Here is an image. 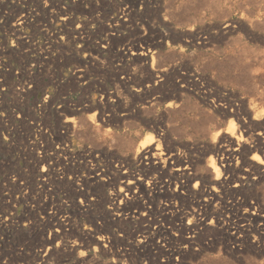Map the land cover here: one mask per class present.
I'll return each instance as SVG.
<instances>
[{"label":"rangeland","instance_id":"obj_1","mask_svg":"<svg viewBox=\"0 0 264 264\" xmlns=\"http://www.w3.org/2000/svg\"><path fill=\"white\" fill-rule=\"evenodd\" d=\"M154 263L264 264V0H0V264Z\"/></svg>","mask_w":264,"mask_h":264},{"label":"bare ground","instance_id":"obj_2","mask_svg":"<svg viewBox=\"0 0 264 264\" xmlns=\"http://www.w3.org/2000/svg\"><path fill=\"white\" fill-rule=\"evenodd\" d=\"M10 1V0H9ZM13 3V2H12ZM44 3V2H43ZM34 4V3H33ZM38 4V3H37ZM42 5V4H41ZM59 5V4H58ZM126 8V7H125ZM42 10V9H41ZM123 11V10H122ZM128 11V10H127ZM31 12V11H30ZM3 14V13H2ZM123 14V13H122ZM125 14V13H124ZM128 14V13H127ZM52 15V14H51ZM10 16V15H9ZM24 16V15H23ZM22 16V19L20 20L21 22L20 23H23V22H25V19L26 18H24ZM126 17V16H125ZM111 18V17H110ZM60 21V20H59ZM61 23V22H60ZM64 23V22H63ZM79 24V23H78ZM60 25V24H59ZM115 25V24H114ZM228 25V24H227ZM226 25V26H227ZM70 28V27H69ZM73 28V27H72ZM227 28H228V26H227ZM55 29V28H54ZM83 30V29H82ZM124 30V29H123ZM15 32V31H14ZM112 32V31H111ZM37 34V33H36ZM52 34V33H51ZM50 34V35H51ZM61 36V35H60ZM56 41V40H55ZM187 41V40H186ZM204 43V42H203ZM125 44V43H124ZM200 44V43H199ZM129 46V45H128ZM133 46V45H132ZM154 46V45H153ZM126 48H128L127 46H126ZM132 48V47H131ZM130 49V48H129ZM136 49V48H135ZM76 50V49H75ZM88 50V49H87ZM113 50V49H112ZM132 50V49H131ZM141 50V49H140ZM141 52V51H140ZM130 53V52H129ZM128 53V54H129ZM131 53H133V55H137V53H136V51H132ZM130 53V54H131ZM89 54V53H88ZM126 54V53H125ZM124 54V55H125ZM141 54V53H140ZM11 57V56H10ZM51 57V56H50ZM141 57V56H140ZM142 58V57H141ZM88 61V60H87ZM3 63V62H2ZM136 63V62H135ZM123 64V63H122ZM5 67V66H4ZM122 80V79H121ZM126 84V83H125ZM9 85V84H8ZM114 85V84H113ZM12 88V87H11ZM122 88V87H121ZM14 90V89H13ZM21 94V93H20ZM45 100V99H44ZM114 101V100H113ZM14 119V118H13ZM4 122V121H3ZM24 124V123H23ZM14 127V126H13ZM216 133V132H215ZM225 133V132H224ZM43 134V133H42ZM226 134V133H225ZM237 136V135H236ZM39 137V136H38ZM36 138V137H35ZM43 138V137H42ZM56 140V139H55ZM60 142V141H59ZM226 142V141H225ZM144 145V144H143ZM142 145V146H143ZM149 145V144H148ZM147 145V146H148ZM66 146V145H65ZM138 146V145H137ZM160 147V146H159ZM143 148H144V146H143ZM149 148V147H148ZM156 148V147H155ZM155 150V149H154ZM154 150H151V149H149V150H147V153H150L151 151H154ZM156 152V151H155ZM161 153V152H160ZM153 155V154H152ZM70 156V155H69ZM66 158V157H65ZM42 165V164H41ZM94 165V164H93ZM44 166V165H43ZM211 166H212V169H213V171L215 172V173H218L219 171V169H218V167H217V165H216V163H215V161L213 160L212 162H211ZM210 166V167H211ZM186 167H187V165H186ZM184 169V168H183ZM182 168H180V167H177L176 169H175V171L174 172H176V173H180L182 170H183ZM152 172V171H151ZM183 172V171H182ZM95 173V172H94ZM181 174H183V173H181ZM259 175V174H258ZM179 176V175H178ZM43 178H46L47 177V175H43L42 176ZM226 178V177H225ZM94 179V178H93ZM218 179V178H217ZM82 180V179H81ZM167 180V179H166ZM3 181V180H2ZM83 182V181H82ZM147 182V181H146ZM73 185V184H72ZM99 186V185H98ZM128 189H129V187H128ZM223 189V188H222ZM93 191V190H92ZM202 192V191H201ZM214 192V191H213ZM159 195V194H158ZM201 197H203V202L205 203L204 205H200V206H203V208H205L206 206V203H207V201L210 199H212V197H213V195H211V193H207V194H203ZM26 199V198H25ZM209 200V201H210ZM3 201V200H2ZM118 201V200H117ZM229 201V200H228ZM78 203V202H77ZM123 204V203H122ZM220 204V203H219ZM185 208V207H184ZM53 210V209H52ZM161 210V209H160ZM202 210V208H197V209H194L193 210V212H192V216H196L195 215V213L196 212H200ZM204 211V210H203ZM261 211V210H260ZM50 212V211H49ZM255 212V211H254ZM203 213V212H202ZM119 214V213H118ZM136 214L137 213H135L134 215H133V218L136 216ZM252 214V213H251ZM82 215V214H81ZM87 215V214H86ZM59 216V215H58ZM139 216V215H138ZM198 216H199V214H198ZM201 216V215H200ZM108 217V216H107ZM66 219V222H67V217H65ZM132 218V217H131ZM136 218V217H135ZM138 218V217H137ZM5 219H6V217H5ZM40 219V218H39ZM45 219V218H44ZM165 219V218H164ZM199 220V219H198ZM64 221V220H63ZM65 222V221H64ZM107 222V221H106ZM200 222V221H199ZM69 223V222H68ZM201 223V222H200ZM8 224H9V222H8ZM33 224V223H32ZM63 224V223H62ZM170 224H171V222H170ZM241 224V223H240ZM35 225V224H34ZM202 225V224H201ZM79 226V225H78ZM10 228V227H9ZM54 228H57V226L56 225H54V227H52V229H54ZM191 228V227H190ZM261 228V227H260ZM48 229V228H47ZM163 230V229H162ZM57 231V230H56ZM132 232V231H131ZM245 232V228H244V226H241L240 228H238L237 229V234H238V238L236 237V240H233V241H236V242H239L240 241V237H241V234H243ZM178 234V233H177ZM20 236V235H19ZM243 236V235H242ZM58 237V236H57ZM143 237V236H142ZM146 238V237H145ZM256 238H257V236H256ZM235 239V238H234ZM143 240V239H142ZM178 240V239H177ZM23 241V240H22ZM97 242V241H96ZM127 243V242H126ZM151 243V242H150ZM32 244V243H31ZM239 244V243H238ZM30 245V244H29ZM21 246V245H20ZM133 246V245H132ZM141 246V245H140ZM112 247V246H111ZM110 247V248H111ZM60 248V247H59ZM192 249V248H191ZM33 251V250H32ZM100 251V250H99ZM130 251V250H129ZM192 252V251H191ZM182 253V252H181ZM153 254V253H152ZM175 254H177V255H179L180 254V251L178 252V253H175ZM31 255V254H30ZM83 258V257H82ZM176 259V258H175ZM84 263V262H83ZM155 264V263H154Z\"/></svg>","mask_w":264,"mask_h":264}]
</instances>
